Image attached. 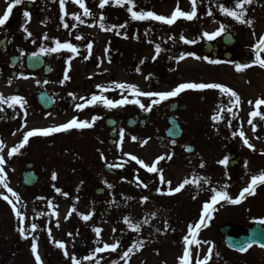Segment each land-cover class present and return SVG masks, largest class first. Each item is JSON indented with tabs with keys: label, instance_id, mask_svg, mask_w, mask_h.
Wrapping results in <instances>:
<instances>
[{
	"label": "rangeland",
	"instance_id": "1",
	"mask_svg": "<svg viewBox=\"0 0 264 264\" xmlns=\"http://www.w3.org/2000/svg\"><path fill=\"white\" fill-rule=\"evenodd\" d=\"M27 1L30 0H22L20 5L15 6L6 24L0 27V37L3 36V29L8 30L6 42L0 48V94L4 97L20 95L27 101L24 108L20 105L9 108L6 103L2 104L0 115H4L0 121V140L4 142V148L0 154L7 161V182L21 197L17 207L25 216L26 229L31 231L32 223L39 227L21 242L19 233L13 232V227H18V218L12 214L11 205L0 197V264H36L31 253L32 236L38 238V253L43 264H71L72 254L80 259L81 264H95L96 258H101L100 264H112L113 260L123 264L120 260L122 251L136 240H143L144 245L134 252L129 264H179L178 257L183 254L185 246L183 237L188 234L187 226L199 219L203 203L209 202L213 194L211 189L215 187L219 191L226 185L224 190L235 198L247 186L251 175L264 169V121L259 117L254 118V123L257 124L255 131L247 123L249 113L254 110L248 101L264 98V69L258 65L242 71L235 69V63H250L254 59L255 50L252 45L264 34V0H253L252 4L245 6L246 17L254 21L252 26L238 22L220 11L219 5L231 8L234 7L235 0H196V17L192 20L180 17L171 25L153 19L132 20L127 11L129 5H115L111 0L103 9L99 8V0H85V5L92 12L91 16H84L83 9L74 0H65L68 14L63 22L60 20V0H55V4L48 5L46 10L51 20L45 22L36 8L46 5V0H32L34 5L31 9L25 7ZM10 2L11 0H0V15ZM134 5L135 11H155L159 15L170 16L177 7V0H134ZM179 7L183 11H191V0H179ZM25 10L31 13L30 20L23 16ZM209 11L211 15H208ZM73 13L79 14L85 23L75 20ZM101 14L103 21L100 20ZM64 22L69 24L68 28L63 27ZM101 22L105 29L99 26ZM73 24L76 26L72 27ZM120 24H126V27L106 30L112 25ZM221 24L225 26L222 33L229 31L235 39L231 46V57H218L214 60L219 63H210L211 57L202 51L203 44L209 41L203 36V32L216 31ZM22 26L27 27L33 35L26 38L27 34ZM117 32L121 34L117 35ZM253 32L256 33L255 36ZM45 33L49 37L47 40L43 39ZM181 34L196 43H185L180 40ZM77 36H81V39L77 40ZM55 39L62 43H73L78 52L61 49L53 53L56 58L52 62L56 71L50 77L55 78L59 72L64 76V71L68 68L71 79L60 84V79L57 78L54 85L49 83L44 87L53 95L55 104L48 110H42L35 102V94L40 89L37 82H40L43 74L38 73L28 79L14 77L9 73L11 68L7 61L12 54L22 61L25 54L40 52L41 45L54 47ZM89 42L93 44L90 55L86 47ZM156 44H160L162 51L153 60ZM183 52H194L197 57L209 59L185 57L177 60ZM48 53L50 52L43 54ZM261 56L264 58V51H261ZM69 57H72L70 61ZM141 60H144L143 64L140 63ZM21 61L14 67L15 70L20 68ZM137 67L140 68L139 72L136 71ZM9 78L12 79L11 84H8ZM113 82L134 84L141 91H168L182 82L221 83L240 95L241 107L238 110L229 105V95L221 93L219 89H189L153 105L147 124H135L132 127L126 126V119L133 115L140 117L144 113L139 105L128 103L108 108L97 102L82 110L75 108L77 103L83 102L79 97L90 99L94 93L112 100L126 96L129 101L139 99L145 105L151 102L148 97L133 96L129 89L117 88ZM15 84L20 88L18 93L12 91ZM98 84L109 86L108 90L97 88ZM69 93H74L76 98ZM172 101L187 105L184 110L174 112L184 131V136L175 145H170L164 136L167 125L165 119L169 115L167 105ZM220 105L231 107L232 111L226 114L228 112L224 108L220 113L223 119L213 121L211 117L216 114ZM260 111L264 112V105H261ZM10 115L16 116L13 122L8 120ZM93 115L100 119L92 127L72 128L67 134L54 132L48 136L30 137L29 143L18 153L12 157L7 156V151L22 139L24 131L59 125L73 117L78 121H91ZM115 115L119 117L113 128L116 134L112 143H108L111 139L110 128L105 126L104 119ZM21 125L25 127L22 128ZM121 129L124 130L122 141ZM239 129L244 131L255 150L244 145L238 134L232 135L233 132L238 133ZM132 136L138 139L134 141ZM229 137L232 139L230 143L238 147L244 161L242 169L237 172H231L227 165L218 163V160L226 156ZM146 139L148 143L141 144ZM186 144L193 146L192 152H184ZM101 152L105 156L102 161ZM125 152L136 155L149 165L159 155L172 154L171 160H162L157 165L164 170L165 179L172 182L171 187H176L185 178L191 180L207 177L208 183L200 180L199 186L190 183L179 193L158 195L157 187L167 192L169 185L160 184L158 173H149L125 156ZM26 161H32L39 174L37 183L31 187L20 182ZM201 161L204 167H200ZM245 161L248 162L247 167ZM109 163L122 164L123 167L111 168L115 171L111 174L103 169V165ZM53 172L57 176L55 180L52 179ZM137 176L148 184V188L137 187ZM122 177L126 179H121ZM108 184L113 187L109 188ZM98 187L104 191L95 193ZM56 188L69 195L66 197L56 192ZM0 193L14 200L2 185ZM142 196H148L149 199L141 203ZM193 196L196 198L193 199ZM49 200L53 203L52 208L48 207ZM113 200L115 203H112ZM72 207L76 211L66 220L65 216ZM214 208L212 219L207 222L208 226L201 227L198 231L196 238L201 244L189 245L192 253L190 264H196L197 254L200 259L208 255L210 246L212 253L206 264H264V250L251 247L244 253L232 251L224 245L218 229L222 223L243 226L258 220L264 222V184L257 186L254 195L246 194L239 204L220 200ZM104 209H112L111 219L103 215ZM53 212L57 214L53 215ZM89 212L93 213L92 217L84 221L80 214ZM153 212L156 213L155 216L151 215ZM125 215L133 223L140 224L139 232L124 223ZM112 219L117 221L114 223ZM165 221L169 225L167 230L164 228ZM94 227L102 229L99 238L93 231ZM157 228L161 231L157 232ZM48 229H51V240ZM68 233L72 235L69 236ZM98 239L99 244L96 242ZM53 240L65 243L70 254L68 258ZM116 241L120 242L116 252L97 253L92 261L83 259L94 248L102 247L103 243Z\"/></svg>",
	"mask_w": 264,
	"mask_h": 264
},
{
	"label": "snow or ice",
	"instance_id": "2",
	"mask_svg": "<svg viewBox=\"0 0 264 264\" xmlns=\"http://www.w3.org/2000/svg\"><path fill=\"white\" fill-rule=\"evenodd\" d=\"M111 2L114 3L115 5H120V6L129 5L127 7V11H128V13H130L132 20L153 19V20L162 21L164 23L171 25L180 17H183V18L188 19V20H192L197 15L196 0H191V4H192L191 11L181 10V8L179 7V0H177V7L172 11L170 16L159 15L155 11H143V10L135 11L134 10V7H135L134 0H111ZM252 2H253V0H235L234 7L230 8V7H227L223 4L219 5V7H220V11L222 13H224L225 15L234 18L238 22L247 24L248 26H252L254 24V21L252 19H248L246 17L247 8L245 7L246 5L252 4ZM21 3H22V0H11V2L7 4V7L3 11V14L0 15V27L4 26L6 24V22L9 19L10 14L13 11V8L17 5H20ZM74 3L78 4L79 7L81 9H83V15L84 16H91L92 15V12L85 5V0H74ZM109 3H110V0H99V8L103 9L105 7V5H107ZM59 9L61 12L60 20L63 22L65 15L68 14L65 10V0H60ZM72 15H73L74 19L79 21L81 24L85 23V21L83 19H81V16L79 14L73 13ZM208 15H211V11H209ZM23 16L25 18H27L28 20H30L31 13L29 11L25 10L23 12ZM100 20L101 21L104 20L103 14H101ZM42 23H44V22L42 21ZM75 26H76L75 24L72 25V27H75ZM99 26L101 27V29H105L104 23L101 22L99 24ZM63 27L68 28L69 24L67 22H64ZM125 27H126V24L112 25L110 28H107L106 30L110 31V30H112V28L123 29ZM22 28H23V31L27 34L26 38L31 37L33 35L32 32L29 31V29L27 27L22 26ZM224 30H225V26L223 24H221L219 29H217L216 31H212V32L205 31V32H203V36L207 37V39H209V40H212L215 37L219 36ZM120 34H121L120 32H117V35H120ZM253 35L255 36L256 33L253 32ZM43 39H45V40L49 39L47 33L44 34ZM76 39L77 40L81 39V36H77ZM180 40H182L188 44L196 43L195 40L186 39L182 34L180 36ZM32 42L36 43L35 40H33ZM54 43H55L54 47H45V46L41 45L40 53H45V52L55 53V52L60 51L61 49H67L72 53L78 52L77 46L71 42L62 43L59 39H55ZM86 47H87V49L89 51V55H90L92 47H93L92 42L87 43ZM252 48L255 50L254 59H252L250 63H238V62L235 63V69L237 71H242L244 69L251 67L252 65H258L261 69H264V58H262V56H261V51H264V34H261L259 36L257 42L252 45ZM161 51H162V49H161L160 44H156L155 45V54L152 56V59L155 60ZM105 52L106 53L108 52L107 48L105 49ZM33 55H36V53H33ZM185 57H196L197 59H203V60L209 59L208 57H197L196 53H194V52H183L180 54V56L177 58V60H183ZM87 58L88 57H85V59H87ZM71 59H72V57L68 58L69 61ZM209 62L210 63H219V61H215V60H211ZM140 63L143 64L144 60H141ZM69 67H70V64H69ZM136 71L139 72L140 68L137 67ZM21 75H23V74H21ZM70 79H71V77L69 75V69L66 68L64 71L63 79H61L59 81V83L64 84L65 81L70 80ZM11 83H12V79L9 78L8 84H11ZM113 83L115 84V86L117 88H119L121 90H124V89L131 90L133 96L148 97V98H150L151 102L148 103L147 105H145V104L141 103V101L139 99H133V100L129 101L126 96L123 99L112 100V99L107 98L104 95H97L94 93L91 95L90 99H85V97H83V96L79 97V99L83 102L77 103L75 105V108L78 110H82L88 105H95L97 102L103 103L104 106H106L108 108L121 106V105L128 104V103H133V104L139 105V107L141 109H143L144 111L147 112V111H150L152 109L153 105L159 104L161 101L167 100L171 97H176L177 95H179L183 91L189 90V89H191V90L219 89L221 91V93H226L229 95V97H230L229 103L232 105V107H239V105L241 104L240 95L236 91H234L232 88L227 87L221 83L182 82V83L177 84L174 88H172L171 90H168V91H141L138 88V86L134 85V84L118 83V82H113ZM96 87L97 88H103L104 90H108L109 86L98 84V85H96ZM69 95L73 96L74 99L76 98L74 93H69ZM5 103L8 105L9 108H13L16 105H20L21 108H24V105L27 103V101L25 100V98L23 96H20V95H11V96L4 97L2 94H0V105L5 104ZM248 103L250 105H253L254 110L249 113V119H248L247 123L249 125H251L253 131H255L257 128V124L254 123V118L259 117L261 121H264V112L260 111L261 105H264V98H257L254 102L252 100H249ZM225 107H227V106H224V105L218 106V111L216 112V114L212 115L211 119L213 121L222 120L223 116L220 113L224 110ZM227 110L229 112H231L232 108L228 107ZM24 115L25 116L27 115L26 111L24 112ZM49 115H51V114L49 113ZM98 119H100V117L97 115H93L91 118V121H88V120H79L78 121L76 117H73L72 119H70L66 123H61L59 125H54L51 127L32 128L31 130L24 131L22 139L7 151V156L12 157L14 154L18 153L22 148L25 147L26 144L29 143L30 137H34V136H38V135L39 136H48L51 133L61 132V131H65V130L72 129V128H77V129L89 128V127H92L93 124L95 123V121ZM228 124H229V127H231V121H229ZM25 125H26V122H25ZM25 125H21V127L23 128V127H25ZM17 131H19V129ZM237 134L242 139L244 145H246L250 149L255 150L254 145L245 136V133L243 130H240L238 133L237 132L232 133L233 136H236ZM13 135H15V133H13ZM120 135H121V141H122L123 136H124V130L123 129L120 130ZM137 139H138V137L132 136V140L135 141ZM147 143H148L147 139L141 141V144H147ZM173 143H175V141H173ZM118 147H119V145H118ZM3 148H4V142L2 140H0V153L3 152ZM187 150L190 151L191 149L189 148ZM100 155H101V159H105L103 152H101ZM124 155L130 157V159L132 161H135L138 165H140L142 168L146 169L149 173H158L160 184H168L169 185V187L167 188V192H163L160 187H157L156 188L157 193L166 194V195H173V194L181 192L185 188V186L190 184V183L195 184L197 186H199L200 180H203L204 183H208L207 177H200L199 179L193 178L191 180L188 178H185L176 187H171L172 182L170 180L165 179V176L163 174L164 170L162 168H158L157 165L162 160H165V159L171 160L173 158L172 154L157 156L155 158V160L151 163V165L145 163L144 160L139 159L136 155H133L131 153L125 152ZM228 161H229L228 156H225L222 159L218 160V163L220 165H227ZM6 163H7V161H6L5 156L3 154H0V185H2L4 189H7L8 193H11L12 197H14L15 202L13 199H10L8 195H5L3 193H0V197H2L3 200L7 201L8 204L11 205L12 212L18 218L17 231L22 238L27 239L28 236L32 234V232H35L37 230L39 225H37L36 223H32L30 225L31 231H28L26 229V227H25V216L22 214V212L17 207V204L19 203L21 197L17 192H15L9 186V184L7 182V173L5 172ZM247 166H248V162L245 161V167H247ZM107 167H109V168H120V167H123V165L122 164H110L109 163V164H107ZM200 167H204L203 161H201ZM56 178H57L56 173L53 172L52 173V179L55 180ZM121 179H126V178L122 177ZM136 180H137V187L148 188V184H146L142 180H140L138 176L136 177ZM81 183H83V181H81ZM105 183H107V181H105ZM260 184H264V169H261L258 172V174L251 175L250 181L247 183V186L243 187L242 190L239 192V194L235 198L229 196L228 192L224 190V187H226V185L223 186L219 191L215 187H213L211 189L213 194L211 195L210 201L203 203V207H202V211L199 215V219L194 224L189 223L187 226V233L188 234L183 237V242H184L185 246L183 248V254L178 257L179 264H190V258L192 256V253H191V250L189 248V245L201 244V241L196 238L198 231L201 227H207L208 226L207 222L212 219V212L215 211L214 205H216L218 203V201L226 200L227 202H229L231 204H239L245 198L246 194L254 195L256 192L257 186ZM107 186L109 188L113 187L111 184H108ZM55 190H56V192L61 193L62 195L66 196V197L69 195V193H67V192H62V190L60 188H56ZM195 198L196 197L193 196V199H195ZM76 199L78 200L79 198L77 197ZM126 199H132V197H126ZM140 199H141V203H143V202L147 201L149 199V197L148 196H142ZM112 203H115V200H113ZM48 207L49 208L53 207V203L51 200L48 201ZM75 211H76L75 207L70 208L68 211V214L65 216V219L67 220L72 215V213ZM40 214L42 215L43 213H40ZM52 214L56 215L57 213L53 212ZM80 215L84 221H88L92 217L93 213L92 212H89L87 214L81 213ZM151 215L155 216L156 213L153 212ZM123 221L130 228L139 232L140 224L139 223H133L129 216L125 215L123 217ZM144 222L147 223V221H144ZM58 226H59V222L57 221V227ZM168 227H169L168 222L165 221L164 222L165 230H167ZM93 231L95 232L96 237L99 238L101 235L102 229L100 227H94ZM113 231H116V229H113ZM156 231L160 232L161 229L157 228ZM48 235H49V238L51 240L52 239L51 229H48ZM68 235L71 236L72 233H68ZM37 239L38 238L36 236H32L31 253L35 258L36 264H43L42 258L40 256V254L38 253ZM96 242L99 244L100 243L99 239ZM53 243L59 249L64 250L63 255L66 258H68L70 256L69 252L67 251V249L65 247V243L63 241L53 240ZM203 243L211 244V242H209V241H203ZM143 245H144L143 240H136V241H133L131 243V245L126 248V250H123L122 254L120 255V260L123 261V264H129V261H130L132 255L134 254V252L139 251L143 247ZM119 246H120L119 241H116L114 243L105 242V243H103L102 247L94 248L92 250V252L89 255L84 256L83 259L86 261H92L94 258H96L97 253H103L105 251L116 252L117 249L119 248ZM260 246L262 248H264V244H261ZM250 247H251V243L241 245L239 248V251L245 252ZM211 253H212V246H210L208 248V255H205L203 257V259H200L198 254H197L196 264H206L207 260L210 258ZM70 259H71V264H81L80 259H78L75 254H72L70 256ZM100 259L101 258H96L95 264H100ZM112 264H118V262L113 260Z\"/></svg>",
	"mask_w": 264,
	"mask_h": 264
},
{
	"label": "water",
	"instance_id": "3",
	"mask_svg": "<svg viewBox=\"0 0 264 264\" xmlns=\"http://www.w3.org/2000/svg\"><path fill=\"white\" fill-rule=\"evenodd\" d=\"M222 40L226 44H230L232 42V38L229 34H225L222 36ZM212 48L210 43H206L204 50L206 52L210 51ZM28 59H34L38 61V64L41 63V59L39 57H36L35 55H30ZM38 66V65H37ZM36 68V67H31ZM38 102L44 107L47 108L51 105V100L48 98L46 93H41L38 96ZM180 107H184V105H181ZM176 108V103H172L170 105V110H174ZM168 122L170 126L166 130V135L170 138H177L181 134V128L178 126L177 121L174 118L168 119ZM106 124L108 126H112L113 123L106 120ZM130 125V123H128ZM191 149V147L187 146L186 151H189L187 149ZM28 167L30 164L27 165ZM36 176L30 172L23 173V182L27 185H31L35 182ZM220 232L224 234V242L225 244L233 249L239 251V248L241 245H245L248 243H251V245L256 244L257 246L261 247V244H264V225H261L260 223H254L250 227L247 228L246 234H239L237 236L231 234L229 232L230 225L229 224H223L220 226ZM262 248V247H261Z\"/></svg>",
	"mask_w": 264,
	"mask_h": 264
},
{
	"label": "flooded vegetation",
	"instance_id": "4",
	"mask_svg": "<svg viewBox=\"0 0 264 264\" xmlns=\"http://www.w3.org/2000/svg\"><path fill=\"white\" fill-rule=\"evenodd\" d=\"M55 4V0H46V5L45 4H42L40 5L38 8L39 10H41L42 14H43V17L45 19V21H49V19H51V17L49 18L48 15L46 14V10H47V7L48 5H53ZM229 50V47H226V48H222V46L220 44H218V50H217V55H216V58L219 57V56H222V54L225 52V51H228ZM54 54L53 53H48L47 55H43V58L45 60V63L48 64L51 68V72L50 74H54L55 73V67H54V63L52 62L54 58H56L55 56H53ZM26 56V55H25ZM25 56L23 57L22 61L21 59L18 57L17 59V62H16V65L18 64L19 65V62L21 61V66L19 69H10L9 73L12 75V72H20L23 74V77H25L26 79L30 78V77H34L35 75H37L38 73H42L43 74V68L39 69V70H36V71H28L26 69V61H25ZM50 74L48 76H45L43 74L42 78L40 79V82L43 81L44 79H46V82L47 84H53L54 85V82L55 80L58 78V79H63V73H57V76L54 78H51L50 77ZM58 81V80H56ZM39 84V81L37 82ZM20 89V88H18ZM41 89V88H40ZM53 96V95H51ZM54 98V97H52ZM55 101V99H54ZM55 103V102H54ZM2 107V105H0V108ZM165 112V110H163ZM134 116V119L137 121V116L136 115H133ZM150 117V114L148 115H144V119H149ZM16 118V116H15ZM15 118L13 120L10 119V116L8 117V120L9 122H13L15 120ZM115 118L116 120H119L118 116L115 115ZM3 118L1 117L0 118V121H2ZM225 128L223 127L222 128V131H224ZM227 156L229 158V169L232 171V172H237L238 170L242 169L243 167V158L242 156H240L239 152H238V148L236 147H232L231 145L229 146L228 148V151H227ZM111 216H113V214L111 212L109 213H106L105 212V217L107 218H111Z\"/></svg>",
	"mask_w": 264,
	"mask_h": 264
}]
</instances>
